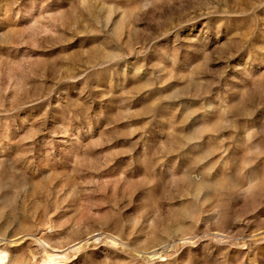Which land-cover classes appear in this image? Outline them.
<instances>
[{"label": "rangeland", "instance_id": "rangeland-1", "mask_svg": "<svg viewBox=\"0 0 264 264\" xmlns=\"http://www.w3.org/2000/svg\"><path fill=\"white\" fill-rule=\"evenodd\" d=\"M2 233L14 264H264V0H0Z\"/></svg>", "mask_w": 264, "mask_h": 264}, {"label": "bare ground", "instance_id": "bare-ground-1", "mask_svg": "<svg viewBox=\"0 0 264 264\" xmlns=\"http://www.w3.org/2000/svg\"><path fill=\"white\" fill-rule=\"evenodd\" d=\"M8 236L9 235L6 233H2L0 235V264H14V263L18 262V261L13 260V258L10 255L9 249L6 247V245L9 242H11V240ZM48 237H49L48 235H44L43 237H38V240L39 241L45 240ZM45 250H47V249L45 248ZM47 253H48V255L43 257L42 260H40V261L37 260V263H40V264H59L61 262V260L58 258L59 254L57 252H54L53 250H51V251L47 250ZM34 263L32 262V264H34Z\"/></svg>", "mask_w": 264, "mask_h": 264}]
</instances>
